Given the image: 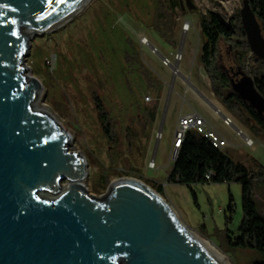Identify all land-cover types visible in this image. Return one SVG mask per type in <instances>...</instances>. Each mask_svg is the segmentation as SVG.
<instances>
[{
    "label": "rangeland",
    "instance_id": "1",
    "mask_svg": "<svg viewBox=\"0 0 264 264\" xmlns=\"http://www.w3.org/2000/svg\"><path fill=\"white\" fill-rule=\"evenodd\" d=\"M240 7V0H181V6L171 11L167 0H88L59 27L29 37L24 57L28 74L40 82L36 106L53 115L50 114L69 134V150L85 158L86 175L82 182L86 191L96 197L104 195L109 183L101 184L103 176H108L110 181L136 178L153 189L161 184L160 194L181 223L230 264H249L256 256L249 250L234 249L227 242L242 218L241 184L185 185L170 180L169 173L178 119L187 114L200 115L227 140L228 144L221 149L228 157L244 164L253 174L252 198L263 217L264 184L256 171L264 167V134H253L222 106L198 61L201 40L197 11L214 10L229 18ZM161 10L171 14L174 20L173 45L149 28ZM186 22L189 28L184 31ZM142 37L150 46L141 42ZM125 53L130 55L129 62ZM235 55L236 50L221 40L222 66L227 67ZM172 65L206 97L214 99L222 114L229 115L253 144L244 145V138L232 126L224 125L220 116L186 87L181 76L173 72ZM244 65L246 73L251 74L252 60L246 58ZM143 69H148L162 83L156 120L147 125L144 133L140 130L144 108L156 95L145 87ZM96 101L109 117L115 142L103 133ZM62 185L66 187L67 182L63 181ZM229 204L231 213L227 209ZM229 215L231 221L226 226Z\"/></svg>",
    "mask_w": 264,
    "mask_h": 264
},
{
    "label": "water",
    "instance_id": "2",
    "mask_svg": "<svg viewBox=\"0 0 264 264\" xmlns=\"http://www.w3.org/2000/svg\"><path fill=\"white\" fill-rule=\"evenodd\" d=\"M87 2L0 0V264H226L145 182L118 178L104 195L89 194L85 158L69 150L68 132L32 108L40 82L24 64L29 37L59 27ZM239 17L250 52L264 63L248 2ZM44 191L57 195L42 198Z\"/></svg>",
    "mask_w": 264,
    "mask_h": 264
},
{
    "label": "trees",
    "instance_id": "3",
    "mask_svg": "<svg viewBox=\"0 0 264 264\" xmlns=\"http://www.w3.org/2000/svg\"><path fill=\"white\" fill-rule=\"evenodd\" d=\"M167 1L171 11L181 6V0ZM240 1L248 2L264 37V0ZM197 13L201 40L198 61L208 77L214 97L237 120L248 126L253 134L262 136L264 134V63L261 59H254V55L251 54L249 57L253 62L251 74L246 73L244 62L250 49L241 25L239 11L229 18L214 10L197 11ZM173 27L172 15H167L164 10L157 12L149 25L159 38L171 45H173L171 40ZM221 40L236 50L234 61L227 67L219 62ZM128 44L131 45V42ZM129 57L130 55L125 53L126 62H129ZM137 60L139 63L138 57ZM142 74L145 87L156 95L154 101L144 108L140 126L141 132L144 133L147 125H152L156 120L157 99L162 83L148 69H143ZM96 107L104 135L109 141L115 142L109 117L98 101ZM251 120L253 124H250ZM209 171L212 174L207 179L205 176ZM256 175L264 184V167L260 166ZM252 178L253 174L244 164L232 161L221 148L214 146L209 138L196 129L185 131L169 173L170 180L185 185L208 182L240 183L242 218L235 228V233L227 239V242L234 249L253 252L256 256L249 264H264V208L262 217L252 198ZM109 182L108 176H103L101 184L107 185ZM154 188L159 193L162 192L161 184H157ZM227 209L232 212L231 204ZM230 221L231 216H226V226Z\"/></svg>",
    "mask_w": 264,
    "mask_h": 264
},
{
    "label": "built area",
    "instance_id": "4",
    "mask_svg": "<svg viewBox=\"0 0 264 264\" xmlns=\"http://www.w3.org/2000/svg\"><path fill=\"white\" fill-rule=\"evenodd\" d=\"M251 52L247 54V58L251 56ZM166 61H168L166 59ZM250 74V73H249ZM223 120V124L226 126H232L235 128L236 126L233 124L232 118L229 115L222 114L219 115ZM188 129H196L197 131L203 133L204 136L210 139L211 143L216 147H223L228 144L227 140L221 137L220 133L211 125H207L205 119L200 115L195 114H187L184 118H179L177 122V132L175 134V139L173 142V152L171 153L170 159L171 161H175L177 156V151L180 145V142L183 138V135ZM253 144L252 139L246 137L244 139V145L251 146ZM211 171L206 174V178L209 179L211 176Z\"/></svg>",
    "mask_w": 264,
    "mask_h": 264
},
{
    "label": "bare ground",
    "instance_id": "5",
    "mask_svg": "<svg viewBox=\"0 0 264 264\" xmlns=\"http://www.w3.org/2000/svg\"><path fill=\"white\" fill-rule=\"evenodd\" d=\"M189 27H188V23L186 22L185 25L183 26V29L184 31L187 30ZM141 42L144 43L145 45L147 46H150L149 45V42L148 40L145 38V37H142L141 38ZM153 49V48H152ZM154 50V49H153ZM173 67V72L176 74H179L181 76V78L183 79L185 85L187 88H189L196 96H198V98L205 104L207 105L211 110L212 112L218 114V115H222V111H220V107H218V105L216 104V102L214 101V99H211L209 97H206L201 91L198 90V88H196L190 81H189V78L185 75H182L180 72H178L175 68L174 65H172ZM175 69V70H174ZM36 100V99H35ZM35 100L32 102V108L35 109V110H41V111H45L46 113L48 114H51L49 113L47 110H45L44 108H39L36 106V103H35ZM219 108V109H218ZM52 115V114H51ZM53 116V115H52ZM236 130V132H238L244 139L246 138L245 135L242 134L241 130L238 128V127H235L234 128ZM83 181V180H82ZM68 184L65 186L62 185L61 189H60V192L65 190L67 187H68ZM42 195L44 196H56L57 194H52L51 192L49 191H44L42 192ZM184 231L189 234L195 241H197L201 246H203L207 251H209L211 254L213 255H216V256H221V257H224L222 256L213 246H211L207 241H205L201 236H199L196 232H194L193 230L189 229L188 227H186L184 225ZM225 262L226 264H230V262L228 261L227 258H225Z\"/></svg>",
    "mask_w": 264,
    "mask_h": 264
}]
</instances>
